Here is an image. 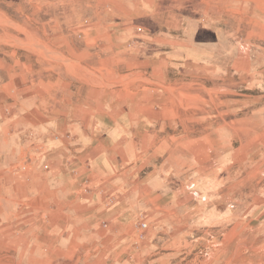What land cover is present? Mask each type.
Masks as SVG:
<instances>
[{
  "label": "rangeland",
  "instance_id": "1",
  "mask_svg": "<svg viewBox=\"0 0 264 264\" xmlns=\"http://www.w3.org/2000/svg\"><path fill=\"white\" fill-rule=\"evenodd\" d=\"M0 264H264V0H0Z\"/></svg>",
  "mask_w": 264,
  "mask_h": 264
},
{
  "label": "crops",
  "instance_id": "2",
  "mask_svg": "<svg viewBox=\"0 0 264 264\" xmlns=\"http://www.w3.org/2000/svg\"><path fill=\"white\" fill-rule=\"evenodd\" d=\"M95 135V132H93L86 137H79L74 140L75 144L73 147H68L67 150L70 151V155H75L76 159L67 161L63 169L65 176L61 175L62 170L55 173L54 180L56 182L57 195H59L57 201L61 203L67 202L69 203L68 206L70 203L77 204L81 209L85 210L109 212L115 209L116 204L113 203L114 193L108 191V188L105 186H110L113 183V178L115 179L113 173L117 167L114 165L112 158L102 159L100 157L101 144L98 143V138ZM74 149L78 152L77 154H74ZM87 171L90 173L87 174ZM75 181L83 186L81 191L86 195H100V198L104 199L102 205L101 203H99L100 205H96L92 201L80 200L79 195L67 201L70 195H74L75 192L79 193V191L74 190ZM93 217H97V214H94Z\"/></svg>",
  "mask_w": 264,
  "mask_h": 264
},
{
  "label": "built area",
  "instance_id": "3",
  "mask_svg": "<svg viewBox=\"0 0 264 264\" xmlns=\"http://www.w3.org/2000/svg\"><path fill=\"white\" fill-rule=\"evenodd\" d=\"M137 227H139L140 229H146L148 227L147 223H140Z\"/></svg>",
  "mask_w": 264,
  "mask_h": 264
}]
</instances>
